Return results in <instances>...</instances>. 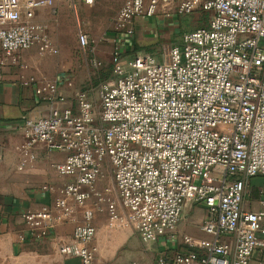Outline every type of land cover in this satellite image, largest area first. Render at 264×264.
<instances>
[{"label":"built area","instance_id":"built-area-1","mask_svg":"<svg viewBox=\"0 0 264 264\" xmlns=\"http://www.w3.org/2000/svg\"><path fill=\"white\" fill-rule=\"evenodd\" d=\"M173 1L180 13L210 11L209 22L185 31L163 60L143 53L126 67L115 52L99 113L86 90L64 94L55 80L37 84L43 99L62 105L24 118L16 169L38 159V149L60 151L65 159L51 166L67 179L42 186L59 195L54 207L22 214L21 240L49 236L56 215L71 216L72 200L84 207V222L59 242L60 252L96 264L93 217L102 204L110 226H132L150 243L176 236L186 202L194 201L206 209L202 229L212 238L183 234L189 249L161 256L160 264H249L264 248V198L259 210L243 208L246 180L264 176V0H125L116 26L133 35L137 15ZM54 7L55 0H0L2 64L26 67L21 51L32 47L59 52L45 20ZM77 36L85 49L89 36L79 22ZM106 165L115 195L97 187Z\"/></svg>","mask_w":264,"mask_h":264},{"label":"crops","instance_id":"crops-1","mask_svg":"<svg viewBox=\"0 0 264 264\" xmlns=\"http://www.w3.org/2000/svg\"><path fill=\"white\" fill-rule=\"evenodd\" d=\"M73 6L76 10V5ZM169 6H178V2L174 1ZM74 19L68 0H55L54 11L45 15L50 36L59 50L63 48V36L70 27L74 34ZM120 47H124L123 44ZM21 58L26 67L2 64L0 44V264H82L79 257L63 255L59 249V242L70 240L75 227L84 222V207L72 200L69 201L73 206L71 216L56 215L49 236L41 239L20 238L26 229L22 216L26 210H38L43 205L54 207L59 194L45 191L42 186L60 185L67 179L59 176L51 166L53 161L65 159L67 153L60 151L38 149V159L29 163L23 171L16 169L18 145L24 136V118L46 114L52 106L62 105L58 100L43 99L36 91L37 84L55 80L61 93L68 94L74 90L68 83L62 55H40L37 48L32 47L22 50ZM31 76L37 79V83L25 84L23 78ZM100 181L97 187L102 190L104 186ZM245 193L243 208L261 209L264 176L248 178ZM87 206L93 207L94 199ZM105 207V203L102 204V209L95 211L93 217L96 234L92 244L97 248L96 264H160L158 260L161 256H173L189 249L183 234L212 238L202 229L206 209L198 202H186L176 236H163L150 243H144L132 226H110ZM223 239L232 240V237L225 236ZM249 264H264L263 247L254 250Z\"/></svg>","mask_w":264,"mask_h":264},{"label":"rangeland","instance_id":"rangeland-1","mask_svg":"<svg viewBox=\"0 0 264 264\" xmlns=\"http://www.w3.org/2000/svg\"><path fill=\"white\" fill-rule=\"evenodd\" d=\"M68 1L75 18L74 34L70 27L63 36V48L57 54L63 56L64 71L70 86L74 90L85 89L97 113L101 110L100 85L113 74L115 52H120V59L126 67L130 60L143 53L164 59L170 48L181 42L185 31L207 24L211 15L201 6L191 13H180L177 6H169L173 1L166 6H157L151 15H137L132 22L133 35H128L124 29L116 26L118 12L125 0H97L92 6L80 0ZM78 21L89 36L85 49L78 42ZM120 44L124 47H120ZM111 170L110 165H106L99 181L104 186L102 190L110 187L112 195H115ZM196 182H200L199 178Z\"/></svg>","mask_w":264,"mask_h":264},{"label":"trees","instance_id":"trees-1","mask_svg":"<svg viewBox=\"0 0 264 264\" xmlns=\"http://www.w3.org/2000/svg\"><path fill=\"white\" fill-rule=\"evenodd\" d=\"M204 25H205V24H204ZM111 76H112V74H111V75H109V76H108V78H109V77H111ZM108 78H105L104 80H106V79H108ZM104 80H103V81H104Z\"/></svg>","mask_w":264,"mask_h":264}]
</instances>
